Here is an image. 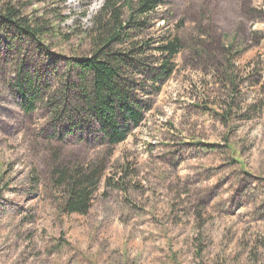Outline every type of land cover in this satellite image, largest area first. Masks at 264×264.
<instances>
[{
	"label": "rangeland",
	"instance_id": "obj_1",
	"mask_svg": "<svg viewBox=\"0 0 264 264\" xmlns=\"http://www.w3.org/2000/svg\"><path fill=\"white\" fill-rule=\"evenodd\" d=\"M12 1L51 34H0V264H264V0H165L110 48L142 46L144 73L169 35L183 45L169 81L138 77L145 120L86 216L59 212L52 172L104 158L99 129L54 125L45 105L27 114L10 83L21 60L51 77L91 56L107 0Z\"/></svg>",
	"mask_w": 264,
	"mask_h": 264
},
{
	"label": "trees",
	"instance_id": "obj_2",
	"mask_svg": "<svg viewBox=\"0 0 264 264\" xmlns=\"http://www.w3.org/2000/svg\"><path fill=\"white\" fill-rule=\"evenodd\" d=\"M14 4L12 0H0V34H6L9 39L13 34L12 37L16 35L42 46L40 41L51 34V28L41 20L25 17ZM164 5L165 0H107L93 20L92 35L96 37L98 49L91 56L65 60L64 71H54L51 77L27 68L24 60L14 66L16 77L10 86L18 92L27 114L45 105L52 113L54 125L70 128V132L87 126L99 129L107 151L104 158L89 163H62L54 168L52 185L59 191L55 204L60 213L82 216L90 213L114 148L144 122L147 107L138 101L142 88L138 77L148 75L150 80L162 84L175 74L174 60L183 50L178 35H169L157 49L167 58L156 72L140 71L144 66L140 59L145 55L142 46L126 52L110 50L114 44L126 42L132 33L141 30ZM22 53L19 48L18 54ZM19 58L17 55L10 62L15 63Z\"/></svg>",
	"mask_w": 264,
	"mask_h": 264
}]
</instances>
